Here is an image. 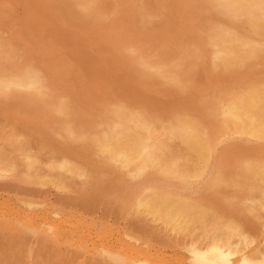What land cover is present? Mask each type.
Here are the masks:
<instances>
[{
  "label": "rangeland",
  "instance_id": "1",
  "mask_svg": "<svg viewBox=\"0 0 264 264\" xmlns=\"http://www.w3.org/2000/svg\"><path fill=\"white\" fill-rule=\"evenodd\" d=\"M50 1L0 0V263L264 264V131L242 132L252 121L264 127V0ZM117 147L128 155L118 158ZM228 234L241 253L210 245Z\"/></svg>",
  "mask_w": 264,
  "mask_h": 264
},
{
  "label": "bare ground",
  "instance_id": "2",
  "mask_svg": "<svg viewBox=\"0 0 264 264\" xmlns=\"http://www.w3.org/2000/svg\"><path fill=\"white\" fill-rule=\"evenodd\" d=\"M51 1H52V0H51ZM51 1H50V2H51ZM66 1H67V0H66ZM96 1H97V0H96ZM130 1H131V0H130ZM137 1H138V0H137ZM146 1H147V0H146ZM149 1H150V0H149ZM149 1H147V2H149ZM197 1H198V0H197ZM197 1H196V2H197ZM60 2H61V1H60ZM62 2H63V0H62ZM72 2H73V1H72ZM142 2H143V1H142ZM184 2H185V1H184ZM48 3H49V2H48ZM86 3H87V2H86ZM94 3H95V2H94ZM94 3H93V4H94ZM104 3H105V1H104ZM106 3H107V2H106ZM111 3H113V2H110V4H111ZM124 3H125V1H124ZM143 3H144V2H143ZM56 4L58 5V3H55V5H56ZM110 4H108V5L110 6ZM113 4H114V3H113ZM113 4H112V5H113ZM125 4H126V3H125ZM152 4H153V3H152ZM181 4H182V3H181ZM202 4H203V3H202ZM55 5H54V6H55ZM67 5H68V3H67ZM70 5H71V4H70ZM94 5H95V4H94ZM97 5H98V4H97ZM106 5H107V4H106ZM135 5H136V4H135ZM140 5H141V4H140ZM145 5H146V4H145ZM145 5H144V7H145ZM54 6H53V7H54ZM76 6H77V5H76ZM76 6H75V7H76ZM101 6H102V4H101ZM101 6H99V8H100ZM104 6H105V4H104ZM117 6H120V5H117ZM117 6H116V7H117ZM122 6H123V5H122ZM125 6H127V5H125ZM125 6H124V7H125ZM50 7H51V6H50ZM93 7H96V6H93ZM111 7H112V6H111ZM135 7H136V6H135ZM137 7H138V5H137ZM146 7H147V6H146ZM146 7H145V8H146ZM181 7H182V5H181ZM51 8H52V7H51ZM59 8H60V7H58L57 10H59ZM61 8H62V7H61ZM70 8H71V7H70ZM97 8H98V7H97ZM112 8H113V7H112ZM129 8H130V7H129ZM150 8H151V7H150ZM152 8H153V7H152ZM53 9H54V8H53ZM72 9H73V8H72ZM93 9H95V8H93ZM148 9H149V8H148ZM153 9H154V8H153ZM109 10H110V9H109ZM117 10H118V7H117ZM119 10H120V9H119ZM132 10H133V9H132ZM139 10H140V8H139ZM146 10H147V9H146ZM165 10H166V8H165ZM173 10H174V9H173ZM90 11H91V10H90ZM96 11H97V10H96ZM120 11H121V10H120ZM123 11H125V10H123ZM126 11H127V10H126ZM137 11H138V10H137ZM144 11H145V10H144ZM149 11H150V10H149ZM152 11H153V10H152ZM152 11H151V12H152ZM49 12H50V11H49ZM71 12H72V11H71ZM81 12H82V11H81ZM87 12H88V11H87ZM115 12H116V11H115ZM146 12H147V11H146ZM154 12H155V11H154ZM172 12H173V11H172ZM97 13H98V12H97ZM99 13H102V12H101V9H100V12H99ZM130 13H131V12H130ZM136 13H137V12H136ZM164 13H165V12H164ZM177 13H178V12H177ZM51 14H52V13H51ZM55 14H57V13H55ZM78 14H79V13H78ZM85 14H86V13H85ZM116 14H117V13H116ZM116 14H114V15H116ZM120 14H121V13H120ZM133 14H134V12L131 13V15H133ZM156 14H157V13H156ZM179 14H180V12H179ZM182 14H183V13H182ZM191 14H192V13H191ZM200 14H201V13H200ZM105 15H107V14H105ZM114 15H113V16H114ZM122 15H123V13H122ZM126 15H127V14H126ZM134 15H135V14H134ZM143 15H144V13H143ZM151 15H152V14H151ZM154 15H155V14H154ZM203 15H204V14H203ZM63 16H64V15H63ZM67 16H68V15H67ZM110 16H111V15H110ZM120 16H121V15H120ZM129 16H130V15H129ZM157 16H159V15H157ZM163 16H164V15H163ZM177 16H178V15H177ZM61 17H62V15H61ZM64 17H65V16H64ZM89 17H90V16H89ZM91 17H94V16L91 15ZM114 17H115V16H114ZM127 17H128V16H127ZM133 17H134V16H133ZM137 17H138V16H137ZM147 17H148V16H147ZM154 17H155V16H154ZM58 18H59V17H58ZM58 18H57V19H58ZM84 18H85V17H84ZM84 18H83V19H84ZM142 18H143V17H142ZM142 18H141V19H142ZM144 18H145V17H144ZM144 18H143V20H144ZM188 18H189V17H188ZM200 18H201V17H200ZM207 18H209V17H207ZM66 19H67V18H66ZM69 19H70V18H69ZM94 19H95V17H94ZM129 19H130V18H129ZM139 19H140V18H139ZM146 19H147V18H146ZM160 19H161V18H160ZM166 19H167V18H166ZM175 19H176V17H175ZM178 19H179V18H178ZM202 19H203V18H202ZM202 19H201V20H202ZM63 20H64V19H63ZM80 20H81V19H80ZM87 20L89 21V19H87ZM101 20L103 21V19H101ZM107 20H109V19H107ZM127 20H128V19H127ZM131 20H132V19H131ZM131 20H130V21H131ZM161 20H162V19H161ZM180 20H181V18H180ZM187 20H188V19H187ZM195 20H196V19H195ZM88 21H87V22H88ZM110 21H111V20H110ZM110 21H109V22H110ZM112 21H113V20H112ZM159 21H160V20H159ZM159 21H157V22H159ZM169 21H170V20H169ZM178 21H179V20H178ZM181 21H182V20H181ZM183 21L186 22V19L183 20ZM183 21H182V22H183ZM23 22H24V21H23ZM82 22H83V21H82ZM89 22H90V21H89ZM92 22H93V21L91 20V23H92ZM105 22H107V21H105ZM118 22H119V21H118ZM132 22H133V21H132ZM134 22H135V21H134ZM151 22L153 23V21H151ZM162 22H163V21H162ZM191 22H192V21H191ZM204 22H205V21H204ZM83 23H84V22H83ZM93 23H94V22H93ZM96 23H97V22H95V24H96ZM122 23H123V22H122ZM125 23H128V22H124L123 24L126 25ZM136 23H137V22H136ZM136 23H135V24H136ZM139 23H140V22H139ZM142 23H143V22H142ZM110 24H111V23H110ZM114 24H115V23H114ZM153 24H154V23H153ZM153 24H152V27H153ZM156 24H157V23H156ZM179 24H180V23H179ZM192 24H193V23H192ZM77 25H78V24H77ZM85 25H86V24H85ZM89 25H90V24H89ZM91 25H92V24H91ZM119 25H120V24H119ZM160 25H161V24H160ZM189 25H191V23H189ZM94 26H96V25H94ZM101 26H102V25H101ZM132 26L134 27V23H133ZM135 26H136V25H135ZM194 26H195V24H194ZM203 26H204V25H203ZM85 27H86V26H85ZM112 27H113V25H112ZM116 27H117V26H116ZM133 27H132V28H133ZM138 27H139V25H138ZM144 27H145V26H144ZM167 27H168V26H167ZM196 27H197V26H196ZM100 28H101V27H100ZM126 28H127V26H126ZM129 28H130V26H129ZM156 28H157V27H156ZM245 28H246V27H245ZM0 29H1V28H0ZM15 29H16V28H15ZM98 29H99V28H98ZM103 29H104V28H103ZM111 29H112V28H111ZM123 29H124V27H123ZM150 29H151V28H150ZM160 29H161V28H160ZM198 29H199V28H198ZM198 29H197V31H198ZM200 29H201V28H200ZM232 29H233V28H232ZM90 30H91V29H90ZM137 30H138V29H137ZM137 30L135 29V33H136ZM146 30H147V29H146ZM165 30H166V29H165ZM168 30H169V29H168ZM118 31H119V30H118ZM162 31H164V30H162ZM170 31H171V30H170ZM202 31H203V30H202ZM12 32H13V30H12ZM12 32H11V33H12ZM22 32H23V31H22ZM116 32H117V31H116ZM122 32H123V31H122ZM126 32H127V30H126ZM142 32H143V31H142ZM247 32H248V31H247ZM112 33H113V32H112ZM131 33H132V32H131ZM145 33H146V31H145ZM155 33H156V31H155ZM173 33H174V32H173ZM201 33H204V32H201ZM20 34H22V33L20 32ZM118 34H120V33H118ZM136 34H137V33H136ZM136 34H135V35H136ZM149 34H150V32H149ZM149 34H148V35H149ZM162 34H163V32H162ZM169 34H171V33H169ZM245 34H246V33H245ZM26 35H27V33H26ZM29 35H30V34H29ZM121 35H122V33H121ZM145 35H146V34H145ZM175 35H176V34H175ZM27 36H28V35H27ZM140 36H141V35H140ZM142 36H143V35H142ZM151 36H152V35H151ZM155 36H156V35H155ZM157 36H158V35H157ZM171 36H172V35H171ZM173 36H174V35H173ZM64 37H65V36H64ZM112 37H113V36H112ZM132 37H133V36H132ZM134 37H135V36H134ZM134 37H133V38H134ZM144 37H145V36H144ZM144 37H143V38H144ZM161 37H162V36H161ZM23 38H24V37H23ZM28 38H29V36H28ZM116 38H117V37H116ZM121 38H122V36H121ZM121 38H120V39H121ZM123 38H124V36H123ZM143 38H142V39H143ZM149 38H150V37H149ZM170 38H171V37H170ZM173 38H174V37H173ZM173 38H171V40H172ZM204 38H205V37H204ZM204 38H203V39H204ZM6 39H8V38H6ZM20 39H21V38H20ZM29 39H30V38H29ZM140 39H141V38H140ZM161 39H162V38H161ZM166 39H167V38H166ZM185 39H186V38H185ZM185 39H184V40H185ZM192 39H193V38H192ZM200 39H201V38H200ZM137 40H138V37H137ZM157 40H158V38H157ZM163 40H164V39H163ZM171 40H170V41H171ZM184 40H183V41H184ZM196 40H197V39H196ZM22 41H23V40H22ZM22 41H21V42H22ZM25 41H26V40H25ZM27 41H28V40H27ZM120 41H121V40H120ZM124 41H125V40H124ZM139 41H140V40H139ZM153 41H155V40H153ZM170 41H169V44H170V46H171ZM177 41H179V40H177ZM200 41H201V40H200ZM2 42H4V40H3ZM12 42H13V41H12ZM19 42H20V41H19ZM28 42H29V41H28ZM31 42H32V41H31ZM112 42H113V39H112ZM143 42H144V41H143ZM145 42H146V41H145ZM148 42H149V41H148ZM151 42H152V40H151ZM156 42H157V41H156ZM156 42H155V43H156ZM158 42H159V41H158ZM165 42H166V41H165ZM9 43H10V42H9ZM14 43H15V42H14ZM119 43H121V42H119ZM127 43H128V42H127ZM133 43H136V42L134 41ZM138 43H139V42H138ZM138 43H136V44H138ZM146 43H147V42H146ZM146 43H145V44H146ZM175 43L177 44V42H175ZM180 43H181V42H180ZM5 44H6V43H5ZM15 44H17V43H15ZM22 44H23V43H22ZM25 44H26V43H25ZM33 44H34V42H33ZM115 44H118V41H117ZM122 44H123V42H122ZM152 44H153V43H152ZM152 44H151V45H152ZM156 44H157V43H156ZM183 44H184V43H183ZM23 45H24V44H23ZM134 45H135V44H134ZM134 45H132V46L134 47ZM139 45H140V44H139ZM151 45H149V46H151ZM153 45H154V44H153ZM159 45H161V44H158V48L160 47ZM163 45H164V44H163ZM7 46H8V45H7ZM15 46H16V45H15ZM27 46H29V45H27ZM118 46L121 47L122 45H121V46L118 45ZM125 46H126V45H125ZM132 46H131V47H132ZM140 46H141V45H140ZM142 46L145 47L144 44H143ZM165 46H166V45H165ZM176 46H177V45H176ZM182 46H183V45H182ZM182 46H181V47H182ZM190 46H192V45H190ZM222 46H223V44H222ZM3 47H4V45H3ZM16 47H17V46H16ZM22 47H23V46H22ZM114 47H115V46H114ZM114 47H113V48H114ZM116 47H117V46H116ZM119 47H118L117 50H119ZM131 47H130V48H131ZM146 47H147V46H146ZM154 47H155V46H154ZM156 47H157V45H156ZM161 47H163V46H161ZM183 47H184V46H183ZM4 48H5V47H4ZM149 48H150V47H149ZM164 48H166V47H164ZM174 48L176 49V47H174ZM125 49L127 50V49H128V46H127ZM144 49H146V48H144ZM151 49H152V48H151ZM170 49H171V47H170ZM175 49L173 50L174 52H175ZM177 49H178V48H177ZM180 49H181V48H180ZM180 49H179V50H180ZM199 49H200V48H199ZM2 50H3V48H2ZM9 50H10V49H9ZM15 50H17V49H15ZM26 50H27V49H26ZM115 50H116V49H115ZM115 50H114V51H115ZM156 50H157V49L155 48V52H156ZM165 50H167V49H165ZM171 50H172V49H171ZM30 51H31V50H30ZM33 51H35V50H33ZM120 51H121V50H120ZM140 51H141V50H140ZM151 51H152V50H151ZM157 51H158V50H157ZM163 51H164V50H163ZM177 51H178V50H177ZM2 52H3V51H2ZM39 52H40V51H39ZM122 52H123V51H122ZM122 52H121V53H122ZM125 52H126V51H125ZM147 52L150 53V51H147ZM168 52H169V47H168ZM168 52H167V53H168ZM5 53H6V52H5ZM41 53H42V52H41ZM123 53H124V52H123ZM175 53H176V52H175ZM178 53H179V52H178ZM181 53H182V52H181ZM9 54H10V53H9ZM25 54H26V53H25ZM52 54H53V53H52ZM140 54H141V53H140ZM144 54L147 55L146 53H144ZM152 54H153V53H152ZM159 54H160V53H159ZM176 54H177V53H176ZM14 55H15V54H14ZM26 55H27V54H26ZM172 55H173V53H172ZM203 55H204V54H203ZM11 56H12V55H11ZM16 56H17V54H16ZM21 56H22V55H21ZM35 56H36V55H35ZM148 56H149V55H148ZM150 56H151V55H150ZM150 56H149V57H150ZM164 56H165V54H164ZM177 56H179V55L177 54ZM185 56H186V55H185ZM194 56H195V55H194ZM204 56H205V55H204ZM5 57H6V56H5ZM8 57H9V56H8ZM85 57H86V56H85ZM124 57H125V56H124ZM127 57H128V56H126L125 59L128 60ZM132 57H133V56H132ZM160 57H163V56L161 55ZM168 57H169V56H168ZM180 57H182V56H180ZM201 57H202V56H201ZM207 57H208V56H207ZM6 58H7V57H6ZM6 58H5V59H6ZM20 58H21V57H20ZM34 58H35V57H34ZM53 58H54V57H53ZM138 58H139V57H138ZM140 58H141V57H140ZM140 58H139V59H140ZM153 58H154V57H153ZM169 58H171V56H170ZM177 58H178V57H177ZM187 58H188V57H187ZM8 59H9V58H8ZM8 59H7V60H8ZM22 59L25 60V58H22ZM31 59H32V58H31ZM88 59H89V58H88ZM122 59H123V58H122ZM122 59H120V60H122ZM135 59H136V57L134 58V60H135ZM149 59H151V58H149ZM161 59H162V58H161ZM179 59H180V58H179ZM183 59H184V57H183ZM189 59H190V58H189ZM192 59H194V58L192 57ZM196 59H198V58H196ZM207 59H208V58H207ZM207 59H206V60H207ZM35 60H36V59H35ZM55 60H56V59H55ZM57 60H58V59H57ZM82 60H83V59H82ZM84 60H85V59H84ZM127 60H125V62L128 63ZM129 60H130V59H129ZM141 60H142V59H141ZM152 60H154V59H152ZM159 60H160V59H159ZM172 60H173V59H172ZM177 60H178V59H177ZM177 60H176V63H177ZM184 60H185V59H184ZM0 61H1V60H0ZM2 61H3V59H2ZM19 61H20V60H19ZM22 61H23V60H22ZM32 61H33V60H32ZM43 61H44V60H43ZM45 61H46V60H45ZM45 61H44V62H45ZM118 61H119V60H118ZM131 61H132V60H131ZM150 61H151V60H150ZM166 61H167V59H166ZM190 61H191V60H190ZM196 61H197V60H196ZM203 61H204V60H203ZM13 62H14V61H13ZM29 62L31 63V61H29ZM88 62H89V61H88ZM90 62H91V60H90ZM112 62H113V61H112ZM112 62H111V63H112ZM116 62H117V61H116ZM125 62H124V63H125ZM135 62H136V61H135ZM145 62H146V61H145ZM152 62H153V61H152ZM157 62H158V65H159V61H157ZM168 62H169V61H168ZM170 62H171V60H170ZM185 62H186V60H185ZM188 62H189V61H188ZM191 62H192V61H191ZM20 63H21V62H20ZM51 63H52V62H51ZM84 63H85V62H84ZM114 63H115V62H114ZM122 63H123V62H122ZM130 63H131V62H130ZM130 63H129V64H130ZM176 63H175L174 65H176ZM181 63H182V62H181ZM183 63H184V62H183ZM263 63H264V62H263ZM7 64H8V62H7ZM39 64H40V63H39ZM48 64H49V63H48ZM60 64H61V63H60ZM91 64H92V63H91ZM118 64H119V63H118ZM152 64H153V63H152ZM162 64H163V60H162ZM179 64H180V63H179ZM179 64H178V65H179ZM187 64H188V63H187ZM196 64H197V63H196ZM206 64H207V63H206ZM36 65H37V64H36ZM43 65H44V64H43ZM65 65H66V64H65ZM65 65H64V66H65ZM112 65H113V64H112ZM121 65H122V64H121ZM131 65H132V63H131ZM136 65H137V63H136ZM136 65H135V66H136ZM140 65H141V64H140ZM140 65H139V66H140ZM155 65H156V64H155ZM158 65H157V66H158ZM164 65H166V63H164ZM174 65H173V66H174ZM180 65H181V64H180ZM182 65H183V66H186V64H182ZM182 65H181V66H182ZM5 66H6V64H5ZM20 66H21V65H20ZM37 66H38V65H37ZM59 66H60V65H59ZM64 66H63V67H64ZM66 66H67V65H66ZM68 66H69V65H68ZM84 66H85V65H84ZM139 66H138V67H139ZM157 66H156V67H157ZM171 66H172V63H171ZM183 66H182L181 68H183ZM192 66L194 67V65H192ZM195 66H196V65H195ZM199 66H200V65H199ZM246 66H247V65H246ZM1 67H2V66H1ZM1 67H0V68H1ZM22 67H23V66H22ZM118 67H119V65H118ZM124 67H125V66H124ZM167 67H169V66H167ZM176 67H177V65H176ZM178 67H179V66H178ZM188 67L190 68L191 66H188ZM201 67H202V66H201ZM255 67H256V66H255ZM8 68H9V67H8ZM12 68H13V67H12ZM28 68H29V66H28ZM36 68H37V67H36ZM163 68H164V67H163ZM199 68H200V67H199ZM206 68H207V67H206ZM5 69H6V68H5ZM20 69H21V68H20ZM24 69H26V68H24ZM24 69H23V70H24ZM52 69H53V68H52ZM58 69H60V67H59ZM58 69H57V71H58ZM61 69H63V68L61 67ZM116 69H117V68H116ZM118 69H119V68H118ZM171 69H172V67H171ZM190 69H191V68H190ZM192 69H193V68H192ZM197 69H198V67H197ZM197 69H196V70H197ZM10 70H11V69H10ZM16 70H17V69H16ZM23 70H22V71H23ZM39 70H40V69H39ZM47 70H48V69H47ZM53 70H54V69H53ZM168 70H169V69H168ZM178 70H179V68H178ZM7 71H8V70H7ZM7 71L5 70V72H7ZM28 71L30 72V70H28ZM28 71L25 70V72H28ZM32 71H33V70H32ZM49 71H50V70H49ZM49 71H48V72H49ZM60 71H61V70H60ZM136 71H137V69H136ZM144 71H145V70H144ZM184 71H185V70H184ZM200 71H201V70H200ZM25 72H24V73H25ZM124 72H125V71H124ZM164 72H165V71H164ZM166 72H167V71H166ZM169 72H170V71H169ZM196 72H198V70H197ZM210 72H211V71H210ZM244 72H245V71H244ZM1 73H2V72H1ZM8 73H9V72H8ZM53 73L56 74V71L53 72ZM59 73H60V72H59ZM120 73H121V72H120ZM191 73H192V71H191ZM239 73H240V72H239ZM239 73H238V74H239ZM245 73H246V72H245ZM263 73H264V72H263ZM21 74H22V73H21ZM48 74H49V73H48ZM50 74H51V73H50ZM57 74H58V73H57ZM112 74H113V73H112ZM127 74H128V72H127ZM174 74H176V73H174ZM178 74H179V72L177 73V75H178ZM181 74H183V73L181 72ZM210 74H211V73H210ZM257 74H258V73H257ZM22 75H23V74H22ZM30 75H31V74H30ZM52 75H53V74H52ZM60 75H62V74L60 73ZM115 75H116V74H115ZM170 75H172V74H170ZM179 75H180V74H179ZM190 75H191V74H190ZM197 75H198V74H197ZM32 76H33V75H32ZM32 76H30V78H31ZM49 76H50V75H49ZM58 76H59V75H58ZM116 76H117V75H116ZM135 76H136V75H135ZM174 76H175V75H174ZM182 76H183V75H181V80H182ZM195 76H196V75H195V73H194V78H195ZM244 76H245V75H244ZM20 77H21V75H19V78H20ZM26 77H27V76H26ZM26 77H25V78H26ZM42 77H43V76H42ZM42 77H41V78H42ZM55 77H56V75H55ZM60 77H61V76H60ZM60 77H59V78H60ZM169 77H170V76H169ZM172 77H173V75H172ZM189 77L191 78V76H189ZM196 77H197V76H196ZM199 77H200V75H199ZM248 77H249V76H248ZM250 77H251V76H250ZM25 78H24V79H25ZM68 78H69V77H68ZM117 78H118V77H117ZM179 78H180V77H179ZM185 78H186V77H185ZM263 78H264V77H263ZM219 79H220V78H219ZM226 79H228V77H227ZM231 79H232V78H231ZM243 79H244V78H243ZM246 79H247V78H246ZM28 80H29V79H28ZM66 80H67V79H66ZM66 80H65V81H66ZM184 80H185V79H184ZM217 80H218V79H217ZM222 80H223V79H222ZM42 81H43V80H42ZM61 81H62V79H61ZM189 81H190V80H189ZM198 81H200V80H198ZM202 81H203V80H202ZM219 81H220V80H219ZM231 81H232V80H231ZM263 81H264V80H263ZM8 82H9V81H8ZM25 82H26V80H25ZM54 82H55V81H54ZM70 82H71V81H70ZM184 82H185V81H184ZM186 82H187V81H186ZM186 82H185V83H186ZM19 83H20V82H19ZM19 83H18V84H19ZM49 83H50V82H49ZM56 83H57V82H56ZM204 83H205V82H204ZM210 83H211V82H210ZM221 83H223V81H221ZM226 83H227V82H226ZM247 83H248V82H247ZM251 83H252V82H251ZM263 83H264V82H263ZM51 84H53V83H51ZM70 84H71V83H70ZM118 84H119V83H118ZM191 84H192V83H191ZM196 84H197V83H196ZM228 84H229V83H228ZM245 84H246V83H245ZM260 84H261V83H260ZM15 85H16V84H15ZM62 85L64 86V84H62ZM150 85H151V84H150ZM202 85H203V82H202ZM212 85H213V84H212ZM235 85H236V84H235ZM25 86H26V84H25ZM53 86H54V85H53ZM68 86H69V85H68ZM204 86H205V85H204ZM210 86H211V84H210ZM224 86H225V85H224ZM233 86H234V85H233ZM246 86H247V85H246ZM251 86H252V85H251ZM22 87H23V86H22ZM55 87H56V86H55ZM66 87H67V86H66ZM117 87H118V86H117ZM126 87H127V86H126ZM226 87H227V86H226ZM229 87H231V86H229ZM235 87H236V86H235ZM57 88H58V87H57ZM62 88H63V87H62ZM69 88H70V86H69ZM188 88H191L190 85L188 86ZM214 88H215V87H214ZM223 88H225V87H223ZM241 88H242V87H241ZM59 89H60V88H59ZM121 89H122V88H121ZM121 89H119V90H121ZM191 89H192V88H191ZM206 89H207V87L204 89V91H205ZM208 89H209V88H208ZM208 89H207V90H208ZM217 89H218V88H217ZM60 90H61V89H60ZM68 90H69V89H68ZM72 90H73V89H72ZM81 90H82V89H81ZM105 90H106V89H105ZM119 90H118V91H119ZM125 90H126V89H125ZM184 90H185V89H184ZM235 90H236V89H235ZM13 91H14V90H13ZM62 91H63V90H62ZM79 91H80V90H79ZM143 91H144V90H143ZM173 91H174V89H173ZM4 92H5V91H4ZM63 92H64V91H63ZM82 92H83V94H84V91H82ZM123 92H124V91H123ZM128 92H130V91H128ZM140 92H141V90H140ZM144 92L146 93L147 91H144ZM187 92H188V91H187ZM222 92H223V91H222ZM231 92H232V91H231ZM236 92H237V91H236ZM241 92H242V91H241ZM47 93H48V92H47ZM60 93H61V92H60ZM60 93H59V94H60ZM65 93H67V92H65ZM70 93H71V92H70ZM76 93H77V91H76ZM79 93H80V92H79ZM119 93H121V92H119ZM130 93H131V92H130ZM172 93H173V92H172ZM190 93H191V92H190ZM232 93H233V92H232ZM242 93H243V92H242ZM71 94H72V93H71ZM71 94H70V95H71ZM81 94H82V93H81ZM81 94H80V95H81ZM104 94H105V93H104ZM115 94H116V93H115ZM123 94H124V93H123ZM146 94H147V93H146ZM202 94H203V93H202ZM212 94H213V93H212ZM216 94H217V93H216ZM225 94H227V93H225ZM45 95H46V94H45ZM80 95L78 96V94H77V96L79 97V99H81V98H80ZM113 95H114V93H113ZM128 95H130V94H128ZM128 95H127V96H128ZM143 95H145V94H142V96H143ZM181 95H182V94H181ZM242 95H243V94H242ZM14 96H15V95H14ZM84 96H85V94H84ZM87 96H88V95H87ZM91 96H92V94H91ZM107 96H108V95H107ZM107 96H106V97H107ZM119 96H120V95H119ZM125 96H126V95L124 94V97H125ZM130 96H131V95H130ZM192 96H193V95H192ZM221 96H223V95H221ZM243 96H244V95H243ZM16 97H17V96H16ZM47 97H48V96H47ZM65 97H66V96H65ZM71 97H72V95H71ZM73 97H74V95H73ZM100 97H101V96H100ZM111 97H113V96H111ZM122 97H123V96H122ZM143 97H144V96H143ZM201 97H202V96H201ZM228 97H229V96H228ZM35 98H36V97H35ZM53 98H54V97H53ZM61 98H63V96H61ZM66 98H67V97H66ZM76 98H77V97H76ZM76 98H75V99H76ZM85 98H86V97H85ZM103 98H104V97H103ZM116 98H117V97H116ZM132 98H133V97H132ZM182 98H183V97H182ZM224 98H225V97H224ZM235 98H236V97H235ZM20 99H21V97H20ZM22 99H23V98H22ZM51 99H52V98H51ZM67 99H68V98H67ZM99 99H100V98H99ZM101 99H102V98H101ZM114 99H115V98H114ZM119 99H120V98H119ZM122 99H123V98H122ZM125 99H126V98H125ZM202 99H203V98H202ZM202 99H201V100H202ZM220 99H221V98H220ZM18 100H19V99H18ZM18 100H17V101H18ZM56 100H57V98L55 99V101H56ZM68 100H69V99H68ZM83 100H84V99H83ZM91 100H92V99H91ZM15 101H16V99H15ZM57 101H58V100H57ZM77 101H78V99H77ZM99 101H100V100H99ZM105 101H106V100H105ZM107 101H108V100H107ZM110 101H111V100H110ZM117 101H118V100H117ZM128 101H129V100H128ZM204 101H205V100H204ZM220 101H221V100H220ZM0 102H1V101H0ZM8 102H9V101H8ZM20 102H21V101H20ZM69 102H70V100H69ZM73 102H74V101H73ZM86 102H87V101H86ZM101 102H103V101H101ZM130 102H131V101H130ZM223 102H225V101H223ZM2 103H3V102H2ZM9 103H10V102H9ZM13 103H14V102H13ZM15 103H16V102H15ZM28 103H29V102H28ZM45 103H46V102H45ZM50 103H51V102H50ZM53 103H54V102H53ZM78 103H79V101H78ZM93 103H94V102H93ZM96 103H97V102H96ZM108 103H109V102H108ZM112 103H113V101H112ZM131 103H132V102H131ZM135 103H136V102H135ZM135 103H134V104H135ZM138 103H139V102H138ZM138 103H137V104H138ZM3 104H5V103H3ZM74 104H75V103H74ZM82 104H83V102H82ZM84 104H85V102H84ZM84 104H83V105H84ZM87 104H88V102H87ZM87 104H86V105H87ZM115 104H116V103H115ZM115 104H114V105H115ZM198 104H199V103H198ZM205 104H206V103H205ZM220 104H221V103H220ZM222 104H223V103H222ZM8 105H9V104H8ZM17 105H18V104H17ZM39 105H40V104H39ZM39 105H38V106H39ZM48 105H49V104H48ZM50 105H52V104H50ZM105 105H107V104L105 103ZM109 105H110V104H109ZM109 105L106 106V108L108 107V108H107L108 110H109V108H110ZM127 105H128V104H127ZM132 105H133V103H132ZM139 105H140V104H139ZM144 105H145V104H144ZM15 106H16V104H15ZM20 106H21V105H20ZM27 106H28V105H27ZM81 106H82V105H81ZM88 106H89V105H88ZM137 106H138V105H137ZM142 106H143V104H142ZM184 106H185V105H184ZM202 106H203V105H202ZM214 106L216 107V105H214ZM10 107H11V106H10ZM22 107H23V106H22ZM25 107H26V105H25ZM77 107H78V106H77ZM86 107H87V106H86ZM96 107H97V106H96ZM96 107H94V108H96ZM102 107H103V106H102ZM134 107H135V106H134ZM206 107H207V105H206ZM15 108H16V107H15ZM19 108H20V107H19ZM37 108L39 109V107H37ZM71 108H72V107H71ZM71 108H70V109H71ZM90 108H91V107H90ZM97 108H98V107H97ZM106 108H104V109H106ZM130 108H131V107H130ZM132 108H133V107H132ZM185 108H186V107H185ZM185 108H184V109H185ZM11 109H12V108H11ZM29 109H30V107H29ZM40 109H41V107H40ZM50 109H51V108H50ZM81 109H82V108H81ZM187 109H188V108H187ZM24 110H25V109H24ZM24 110H23V112H24ZM71 110H72V109H71ZM74 110H75V109H74ZM79 110H80V109H79ZM92 110H93V109H92ZM95 110H96V109H95ZM100 110H101V107H100ZM147 110H148V109H147ZM154 110H155V109H154ZM34 111H35V110H34ZM36 111H37V110H36ZM47 111H48V110H47ZM82 111H83V110H82ZM101 111H102V110H101ZM7 112H8V111H7ZM17 112H18V111H17ZM21 112H22V111H21ZM26 112H28V111H26ZM39 112H40V111H39ZM41 112H42V110H41ZM69 112H70V111H69ZM74 112H77V111L75 110ZM96 112H97V110H96ZM96 112H95V113H96ZM131 112H132V110H131ZM150 112H151V111H150ZM156 112H157V111H156ZM156 112H154V113H156ZM186 112H187V111H186ZM191 112H192V111H191ZM259 112H260V111H259ZM1 113H2V112H1ZM15 113H16V112H15ZM35 113H36V112H35ZM79 113H80V111H79ZM90 113H91V112H90ZM100 113H101V112H100ZM154 113H153V114H154ZM157 113H158V112H157ZM25 114H26V113H25ZM70 114L73 115V113H71V112H70ZM74 114H75V113H74ZM81 114H83V112H82ZM84 114H85V113H84ZM92 114H93V113H92ZM158 114H159V113H158ZM174 114H175V113H174ZM188 114H189V113H188ZM31 115H32V114H31ZM40 115H41V114H40ZM89 115H90V114H89ZM96 115H97V113H96ZM159 115H160V114H159ZM159 115H158V116H159ZM171 115H172V113H171ZM192 115H193V114H192ZM203 115H204V114H203ZM212 115H213V114H212ZM8 116H9V115H8ZM13 116H14V112H13ZM21 116H23V118H24V115H23V114H22ZM29 116H30V115H29ZM53 116H54V115H53ZM73 116H74V115H73ZM86 116H88V115H86ZM104 116H105V115H104ZM201 116H202V115H201ZM210 116H211V115H210ZM9 117H10V116H9ZM16 117H17V114H16ZM49 117H50V116H49ZM59 117H60V116H59ZM59 117H58V118H59ZM107 117H108V116H107ZM193 117H194V116H193ZM10 118H11V117H10ZM58 118H57V119H58ZM71 118H72V117H71ZM76 118H78V117H76ZM92 118H93V117H92ZM104 118H105V117H104ZM110 118H111V117H110ZM150 118H151V117H150ZM162 118H163V116H162ZM14 119H15V118H14ZM16 119H17V118H16ZM25 119H26V118H25ZM42 119H43V117H42ZM54 119H55V118H54ZM69 119H70V118H69ZM84 119H85V118H84ZM94 119H95V116H94ZM94 119H93V120H94ZM98 119H100V118H98ZM102 119H103V118H102ZM108 119H109V118H108ZM186 119H187V117H186ZM10 120H11V119H10ZM10 120H9V121H10ZM40 120H41V119H40ZM60 120H61V119H60ZM96 120H97V119H96ZM100 120H101V119H100ZM6 121H7V120H6ZM41 121H42V120H41ZM51 121H52V120H51ZM62 121H63V120H62ZM72 121H74V119H73ZM84 121H85V120H84ZM90 121H91V120H90ZM103 121H104V120H103ZM107 121H108V120H107ZM107 121H106V122H107ZM112 121H113V120L111 119V122H112ZM160 121H161V120H160ZM200 121H201V119H200ZM21 122H22V121H21ZM31 122H32V121H31ZM53 122H54V121H53ZM92 122H93V121H92ZM101 122H102V120H101ZM108 122H109V121H108ZM111 122H110V123H111ZM116 122H117V121H116ZM119 122H120V120H119ZM210 122H211V121H210ZM10 123H11V121H10ZM23 123H24V120H23ZM38 123H39V122H38ZM43 123H44V122H43ZM43 123H40V124H43ZM46 123H47V122H46ZM58 123H59V121H58ZM66 123H67V122H66ZM90 123H91V122H90ZM102 123H103V122H102ZM122 123H123V121H122ZM207 123H208V122H207ZM211 123H212V122H211ZM211 123H210V125L213 126V124H211ZM213 123H214V122H213ZM13 124H14V123H13ZM13 124H12V125H13ZM28 124H29V123H28ZM35 124H36V123H35ZM61 124H62V123L60 122V125H61ZM71 124H72V123H71ZM91 124H92V123H91ZM99 124H100V123H99ZM123 124H124V123H123ZM33 125H34V124H33ZM36 125H37V124H36ZM38 125H39V124H38ZM64 125H66V124H64ZM80 125H81V124H80ZM93 125H94V124H93ZM97 125H98V124H97ZM203 125H204V124H203ZM210 125H209V126H210ZM16 126H17V125H16ZM20 126H21V125H20ZM46 126H47V125H46ZM55 126H56V125H55ZM66 126H67V125H66ZM128 126H129V125H128ZM154 126H155V125H154ZM196 126H197V125H196ZM209 126H208V128H209ZM48 127H49V126H48ZM56 127H57V126H56ZM56 127H54V130H56V129H55ZM99 127H100V126H99ZM99 127H98V128H99ZM103 127H104V126H103ZM105 127H106V126H105ZM187 127H188V126H187ZM219 127H220V126H219ZM2 128H3V127H2ZM2 128H1V129H2ZM13 128H14V127H13ZM24 128H25V127H24ZM39 128H40V127H39ZM44 128H45V126H44ZM51 128H52V127H51ZM64 128H65V127H64ZM86 128H87V127H86ZM86 128H85L84 130H86ZM40 129H41V128H40ZM57 129H59V128H57ZM73 129L76 130L77 128H76V129L73 128ZM90 129H91V128H90ZM94 129H95V128H94ZM130 129H131V128H130ZM203 129H204V126H203ZM98 130H99V129H98ZM200 130H201V129H200ZM211 130H212V129H211ZM215 130H216V129H215ZM217 130H218V129H217ZM262 130L264 131V127H262L261 124L257 123L256 121H252V122H249V123H248V125L246 126V129H242V132H243V134H246V135L249 136V137H256V136H258V135H260V134L262 133V132H261ZM8 131H9V130H8ZM21 131H22V130H21ZM108 131H109V130H108ZM158 131H159V130H158ZM167 131H168V130H167ZM190 131H191V130H190ZM25 132H26V131H25ZM36 132H37V131H36ZM38 132H39V131H38ZM38 132H37V133H38ZM44 132H45V131H44ZM53 132H54V131H53ZM55 132H56V131H55ZM80 132H81V130H80ZM101 132H102V131H101ZM206 132H207V131H206ZM214 132H215V131H214ZM0 133H1V132H0ZM22 133H23V132H22ZM29 133H30V132H29ZM37 133H36V135H37ZM41 133H42V131H41ZM56 133H57V132H56ZM60 133H62V132H60ZM77 133H78V132H77ZM117 133H118V132H117ZM175 133H176V132H175ZM26 134H27V133H26ZM33 134H34V133H33ZM73 134H74V133H73ZM90 134H92V133L90 132ZM94 134H95V132H94ZM199 134H200V133H199ZM212 134H213V133H212ZM7 135H8V134H7ZM13 135H14V134H13ZM24 135H25V134H24ZM30 135H32V134H30ZM42 135H43V134H42ZM44 135H45V134H44ZM52 135H53V134H52ZM97 135H98V134H97ZM108 135H109V134H108ZM16 136H17V135H16ZM22 136H23V135H22ZM53 136H54V135H53ZM56 136H57V135H56ZM83 136H84V135H83ZM99 136H100V135H99ZM206 136H208V135H206ZM211 136H212V135H211ZM229 136H230V135H229ZM229 136H228V137H229ZM3 137H4V136H3ZM3 137H2V138H3ZM34 137H35V136H34ZM42 137H43V136H42ZM47 137H48V135H47ZM158 137H159V136H158ZM160 137H161V136H160ZM213 137H214V136H213ZM215 137H216V135H215ZM215 137H214V138H215ZM218 137H219V135H218ZM232 137H233V136H232ZM30 138L32 139V137H30ZM57 138H58V137H57ZM89 138H90V137H89ZM89 138H88V139H89ZM166 138H167V137H166ZM193 138H194V137H193ZM206 138H207V137H206ZM222 138H224V137H222ZM23 139H24V138H23ZM58 139H60V137H59ZM94 139H95V138H94ZM159 139H160V138H159ZM162 139H163V138H162ZM209 139H210V138H209ZM237 139H238V138H237ZM246 139H247V138H246ZM248 139H249V138H248ZM46 140H47V139H46ZM46 140H45V141H46ZM63 140H64V139H63ZM174 140H175V139H174ZM200 140H201V139H200ZM217 140H219V139H217ZM34 141H35V139H34ZM43 141H44V139H43ZM53 141H54V140H53ZM60 141H61V140H60ZM92 141H93V140H92ZM92 141L90 140V142H92ZM138 141H139V140H138ZM138 141H137V142H138ZM157 141H158V140H157ZM170 141H171V140H170ZM170 141H169V142H170ZM246 141H247V140H246ZM41 142H42V141H41ZM49 142H50V141H49ZM54 142H55V141H54ZM64 142H65V141H63V143H64ZM73 142H74V141H73ZM90 142H88V143H90ZM159 142H160V141H159ZM218 142H219V141H218ZM221 142H222V141H221ZM0 143H2V142L0 141ZM22 143H23V142H22ZM25 143H28V141H27V142L25 141ZM44 143H45V142H44ZM46 143H47V142H46ZM55 143H56V142H55ZM93 143H94V142H93ZM142 143H143V142H142ZM150 143H151V141H150ZM177 143H178V142H177ZM198 143H199V142H198ZM215 143H216V141H215ZM219 143H220V142H219ZM254 143H255V142H254ZM72 144H73V143H72ZM90 144H91V143H90ZM147 144H148V143H147ZM212 144H213V143H212ZM221 144H222V143H221ZM223 144H225V143H223ZM233 144H234V143H233ZM244 144H246V143H244ZM49 145H50V144H49ZM66 145H67V144H66ZM66 145H65V146H66ZM93 145H94V144H93ZM171 145H172V144H171ZM217 145H218V144H217ZM225 145L227 146V144H225ZM71 146H72V145H71ZM78 146H79V145H78ZM142 146H143V145H142ZM173 146H174V145H173ZM50 147H51V145H50ZM55 147H56V146H55ZM73 147H74V146H73ZM143 147H144V146H143ZM239 147H240V146H239ZM5 148H6V147H5ZM85 148H88V147H85ZM117 148H118V147H117ZM148 148H149V147H148ZM232 148H233V147H232ZM235 148H236V147H235ZM243 148H244V147H243ZM6 149H7V148H6ZM40 149H41V148H40ZM52 149H53V148H52ZM227 149H228V147H227ZM227 149H226V151H227ZM257 149H258V148H257ZM72 150H73V149H72ZM84 150H85V149H84ZM229 150H230V149H229ZM235 150H236V149H235ZM245 150H246V147H245ZM245 150H243V151H245ZM7 151H9V150H7ZM28 151H29V149H28ZM91 151H92V150H91ZM112 151H113L114 153H117L116 156H117L118 158H123V157H125V156L128 155V154L124 153V151L121 149V147L118 148V149H112ZM238 151H239V148H238ZM250 151H251V150H250ZM253 151H254V149H253ZM255 151H256V150H255ZM13 152H14V151H13ZM38 152H40V151H38ZM64 152H66V151H64ZM175 152H176V151H175ZM223 152H224V151H223ZM14 153H15V152H14ZM16 153H17V152H16ZM21 153H22V152H21ZM30 153L32 154V152H30ZM33 153H34V151H33ZM36 153H37V151H36ZM36 153H35V154H36ZM62 153H63V152H62ZM144 153H145L147 156H149V155L151 154L150 152H146V151H144ZM144 153H143V154H144ZM172 153H173V152H172ZM172 153H171V154H172ZM233 153H234V152H233ZM3 154H4V153H3ZM22 154H23V153H22ZM38 154H39V153H38ZM38 154H37V155H38ZM63 154H65V153H63ZM63 154H62V155H63ZM228 154H229V153H228ZM249 154H250V153H249ZM7 155H8V154H7ZM28 155H29V154H28ZM60 155H61V154H60ZM81 155H82V154H81ZM96 155H97V154H96ZM214 155H216V154H214ZM223 155H224V154H223ZM225 155H226V154H225ZM225 155H224V157H226ZM240 155H241V154H240ZM8 156H9V155H8ZM15 156H16V154H15ZM40 156L42 157V156H44V155H41V153H40L39 157H40ZM186 156H187V155H186ZM227 156H229V155H227ZM230 156H231V155H230ZM250 156H251V154H250ZM13 157H14V156H13ZM66 157H67V156H66ZM104 157H105V156H104ZM137 157H138V156H137ZM155 157H156V156H155ZM216 157H217V156H216ZM246 157H247V156H246ZM6 158H7V157H6ZM29 158H31V157H29ZM57 158H58V157H57ZM62 158H63V156H62ZM238 158H239V157H238ZM11 159H12V158H11ZM44 159H45V158H44ZM51 159H52V158H51ZM97 159H98V158H97ZM146 159H147V158H146ZM167 159H168V158H167ZM171 159H172V158H171ZM236 159H237V158H236ZM242 159H243V157L241 158V160H242ZM4 160H5V159H4ZM14 160H15V158H14ZM18 160H21V159H18ZM33 160H34V159H33ZM36 160H38V159L35 158V161H36ZM40 160H41V159H40ZM47 160H48V159H47ZM47 160H46V161H47ZM70 160H71V159H70ZM98 160H99V159H98ZM181 160H183V159H181ZM184 160H185V159H184ZM191 160H192V159H191ZM226 160H227V158H226ZM230 160H231V159H230ZM244 160H245V158H244ZM35 161H34V162H35ZM60 161H61V160H60ZM91 161H92V160H91ZM99 161H100V160H99ZM163 161H164V160H163ZM163 161H162V163H163ZM202 161H203V160H202ZM211 161L213 162L214 160L212 159ZM215 161H216V160H215ZM215 161H214V162H215ZM235 161H236V160H235ZM2 162H3V161H2ZM6 162L9 163L8 161H6ZM40 162H41V161H40ZM43 162H44V161H43ZM47 162H48V161H47ZM75 162H77V161H75ZM97 162H98V161H97ZM113 162H115V161H113ZM134 162H135V161H134ZM172 162H173V161H172ZM237 162H238V160H237ZM3 163H4V162H3ZM3 163H2V164H3ZM7 163H6V165H7ZM50 163H51V162H50ZM72 163H73V162H72ZM89 163H90V162H89ZM158 163H159V162H158ZM174 163H175V161H174ZM176 163H177V161H176ZM232 163H233V162H232ZM232 163H231V165H232ZM16 164H17V163H16ZM178 164H179V163H178ZM236 164H237V163H236ZM12 165H13V164H12ZM12 165H11V167H12ZM78 165H79V164H78ZM83 165H84V164H83ZM86 165H87V164H86ZM98 165H99V164H98ZM179 165H180V164H179ZM196 165H197V164H196ZM205 165H206V164H205ZM40 166H41V165H40ZM159 166H160V165H159ZM180 166H181V165H180ZM198 166H199V165H198ZM228 166H229V165H228ZM228 166H226V167H228ZM2 167H3V166H2ZM24 167H25V166H24ZM80 167H81V166H80ZM82 167H84V166H82ZM93 167H94V166H93ZM152 167H153V165H152ZM177 167H178V166H177ZM220 167H221V166H220ZM223 167H224V166H223ZM39 168H40V167H39ZM96 168H97V167H96ZM126 168H127V167H126ZM140 168H141V167H140ZM234 168H235V167H234ZM22 169H23V168H22ZM41 169H42V168H41ZM97 169H98V168H97ZM138 169H139V168H138ZM157 169H158V168H157ZM172 169H174V168H172ZM179 169H180V168H179ZM185 169H186V168H185ZM211 169H213V168L211 167ZM13 170H14V167H13ZM30 170H31V169H30ZM63 170H64V169H63ZM87 170H89V169L87 168ZM95 170H96V169H95ZM150 170H151V169H150ZM209 170H210V168H209ZM218 170H220V169H218ZM224 170H225V168H224ZM228 170H229V169H228ZM235 170H236V169H235ZM5 171H6V170H5ZM25 171H26V170H25ZM33 171H34V170H33ZM41 171H42V170H41ZM154 171H155V170H154ZM154 171H153V172H154ZM206 171H207V170H206ZM236 171H237V170H236ZM236 171H235V172H236ZM0 172H1V171H0ZM140 172H141V170H140ZM157 172H158V171H157ZM157 172H156V173H157ZM202 172H203V171H202ZM211 172H212V170H211ZM211 172L209 171L210 174H211ZM237 172H239V171H237ZM22 173H24V172L22 171ZM37 173H38V171H37ZM47 173H48V172H47ZM59 173H60V172H59ZM167 173H168V172H167ZM191 173H192V172H191ZM224 173H225V172H224ZM11 174H14V173L12 172ZM11 174H10V175H11ZM32 174H33V173H32ZM39 174H40V173H39ZM43 174H44V173H43ZM51 174H52V173H51ZM95 174H96V171H95ZM98 174H99V173H98ZM171 174H172V173H171ZM183 174H184V173H183ZM204 174H205V173H204ZM8 175H9V174H8ZM8 175H7V176H8ZM17 175H18V174H17ZM21 175H23V174H21ZM21 175H20V176H21ZM29 175H30V174H29ZM136 175L139 176L137 173H136ZM191 175H192V174H191ZM238 175H240V174H238ZM51 176L56 177V176H55V173H54L53 175H51ZM57 176H58V174H57ZM61 176H62V175H61ZM88 176H89V175H88ZM95 176H96L95 179H97V175H95ZM134 176H135V175H134ZM151 176H152V175H151ZM154 176H155V175H154ZM154 176H153V177H154ZM181 176H182V175H181ZM202 176H203V175H202ZM205 176H206V175H205ZM0 177H1V176H0ZM5 177H6V175H5ZM17 177H18V176H17ZM59 177H60V176H59ZM63 177H65V176H63ZM135 177H136V176H135ZM189 177H190V176H189ZM223 177H224V176H223ZM233 177H234V176H233ZM243 177H244V176H243ZM9 178H10V177H9ZM19 178H23V177H22V176H21V177H18V180H19ZM24 178H25V177H24ZM56 178H57V177H56ZM137 178H138V177H137ZM183 178H184V177H183ZM201 178H202V177H201ZM201 178H200V179H201ZM206 178H207V177H206ZM206 178H205V180H206ZM221 178H222V177H221ZM228 178H229V177H228ZM228 178H227V179H228ZM62 179H64V178H62ZM133 179H134V178H133ZM140 179H141V177H140ZM147 179H148V178H147ZM208 179H209V178H208ZM224 179H225V177H224ZM237 179H238V178H237ZM0 180H1V179H0ZM5 180H6V178H5ZM9 180H10V179H9ZM16 180H17V179H16ZM21 180H23V179H21ZM56 180H57V179H56ZM99 180H100V179H99ZM137 180H138V179H137ZM148 180H149V179H148ZM243 180H244V179H243ZM95 181H96V180H95ZM171 181H172V180H171ZM171 181H170V183L172 184ZM173 181H174V180H173ZM181 181H182V180H181ZM183 181H184V180H183ZM192 181H193V180H192ZM201 181H202V180H201ZM201 181H200V183H201ZM208 181H210V180H208ZM221 181H222V180H221ZM239 181H240V180H239ZM245 181H246V180H245ZM75 182H76V181H75ZM111 182H112V181H110V183H111ZM141 182H142V181H141ZM143 182H144V181H143ZM146 182H147V181H146ZM168 182H169V181H168ZM26 183H27V182H26ZM58 183H59V182H58ZM62 183H63V182H62ZM73 183H74V180H73ZM94 183H95V182H94ZM163 183H164V182H163ZM170 183H169V184H170ZM206 183H207V181H206ZM18 184H19V183H18ZM70 184H71V183H70ZM83 184H84V182H83ZM111 184H112V183H111ZM133 184H134V183H133ZM136 184H137V183H136ZM136 184H135V185H136ZM141 184H142V183H141ZM33 185H34V184H33ZM57 185H58V184H57ZM117 185H118V184H117ZM129 185H130V184H129ZM188 185H189V184H188ZM208 185H209V184H208ZM25 186H27V185H25ZM58 186H59V185H58ZM74 186H75V185H74ZM78 186H79V185H78ZM81 186H82V185H81ZM113 186H114V185H113ZM127 186H128V185H127ZM137 186H138V185H137ZM204 186H205V185H204ZM76 187H77V186H76ZM93 187H94V186H93ZM120 187H121V186H120ZM131 187H132V185H131ZM135 187H136V186H135ZM142 187H143V186H142ZM142 187H141V188H142ZM147 187H148V186H147ZM175 187H176V186H175ZM49 188H50V187H49ZM58 188H59V187H58ZM66 188H67V187H66ZM71 188H72V187H71ZM78 188H79V187H78ZM82 188H83V187H82ZM82 188L80 187V189H82ZM86 188H87V187H86ZM125 188H126V187H125ZM138 188H139V186H138ZM138 188H137V189H138ZM192 188H193V187H192ZM206 188H207V187H206ZM220 188H223V187H220ZM55 189H56V188H55ZM150 189H151V188H150ZM204 189H205V188H204ZM217 189H218V188H217ZM83 190H84V189H83ZM89 190H90V189H89ZM124 190H125V189H124ZM172 190H174V189H172ZM185 190H186V189H185ZM187 190H188V189H187ZM62 191H63V190H62ZM135 191H136V190H135ZM142 191H143V190H142ZM145 191H146V190H145ZM147 191H148V190H147ZM154 191H155V190H154ZM169 191H170V190H169ZM191 191L194 192V190H191ZM102 192H103V191H102ZM111 192H112V191H111ZM132 192H133V191H132ZM167 192H168V191H167ZM188 192H189V191H188ZM217 192H218V191H217ZM219 192H221V191H219ZM119 193H120V192H119ZM125 193L127 194V192H124V194H125ZM128 193H131V192H128ZM153 193H154V192H153ZM155 193H156V192H155ZM194 193H195V192H194ZM199 193H200V192H199ZM222 193H223V190H222ZM224 193H225V192H224ZM228 193H229V191H228ZM232 193H233V192H232ZM126 194H125V195H126ZM133 194H134V193H133ZM148 194H149V192H148ZM151 194H152V192H151ZM162 194H163V193H162ZM179 194H180V193H179ZM179 194H178V195H179ZM184 194H185V192H184ZM229 194H230V193H229ZM120 195H121V193H120ZM131 195H132V194H131ZM153 195H154V194H153ZM222 195H223V194H222ZM132 196H133V195H132ZM132 196H131V198H132ZM140 196H141V194H140ZM158 196H159V195H158ZM224 196H225V195H224ZM232 196H233V195H232ZM250 196H251V195H250ZM192 197H193V196H192ZM200 197H201V196H200ZM244 197H245V196H244ZM244 197H243V198H244ZM255 197H256V195H255ZM119 198H120V197H119ZM161 198H162V196H161ZM190 198H191V197H190ZM195 198H196V197H195ZM224 198H225V197H224ZM248 198H250V197H248ZM256 198H257V197H256ZM128 199H129V198H128ZM137 199H138V198H137ZM149 200H150V199H149ZM162 200H163V199H162ZM176 200H177V199H176ZM194 200H195V199H194ZM198 200H199V199H198ZM204 200H205V199H204ZM209 200H210V199H209ZM215 200H216V199H215ZM227 200H228V199H227ZM247 200H248V199H247ZM135 201L137 202V200H135ZM199 201H200V200H199ZM138 202H139V201H138ZM201 202H202V201H201ZM204 202H205V201H204ZM226 202H227V201H226ZM237 202H238V201H237ZM239 202H240V200H239ZM133 203H135V202H133ZM171 203H172V201H171ZM210 203H211V202H210ZM202 204H203V203H202ZM262 205H263V204H262ZM123 206H124V204H123ZM124 207H125V206H124ZM204 207H205V205H204ZM217 208H218V207H217ZM122 209H123V208H122ZM204 209H205V208H204ZM240 209H241V208H240ZM123 210H124V209H123ZM123 210H122V211H123ZM130 210H131V209H130ZM152 210H153V209H152ZM160 210H161V209H160ZM160 210H159V211H160ZM201 210H202V209H201ZM216 210H218V209H216ZM222 210H223V209H222ZM230 210H231V209H230ZM241 210H242V209H241ZM241 210H240V211H241ZM120 211H121V210H120ZM122 211H121V213H122ZM132 211H133V210H132ZM194 212H195V211H194ZM203 212H204V211H203ZM219 212H220V210H219ZM234 212H235V211H234ZM124 213H125V211H124ZM129 213H131V212H129ZM129 213H128V215H129ZM132 213H133V212H132ZM134 213H135V212H134ZM220 214H221V213H220ZM126 215H127V214H126ZM131 215H132V214H131ZM168 215H169V214H168ZM229 215H230V213H229ZM240 215H241V214H240ZM124 217H125V216H124ZM220 217H221V216H220ZM227 217H228V216H227ZM243 217H244V215H243ZM244 218H245V217H244ZM261 218H262V217H261ZM128 219H129V218H128ZM150 219H152V218H150ZM178 219H179V218H178ZM240 219H241V218H240ZM156 220H157V219H156ZM226 220H227V218H226ZM247 220H248V218H247ZM249 220H250V219H249ZM148 221H149V220H148ZM173 221H174V220H173ZM208 221H210V218H208ZM174 222H175V221H174ZM226 222H227V221H226ZM238 222H239V220H238ZM247 222H248V221H247ZM249 222H250V221H249ZM205 223H207V222H205ZM208 223H209V222H208ZM244 223H245V222H243V224H244ZM252 223H253V222H252ZM161 224H162V223H161ZM250 224H251V222H250ZM206 225H207V224H206ZM210 225H211V224H210ZM246 225H247V224H246ZM252 225H253V224H252ZM200 226H201V225H200ZM200 226H197V227H200ZM213 226H214V225H213ZM257 226H258V225H257ZM160 227H161V226H160ZM190 227L193 228L192 226H190ZM190 227H189V228H190ZM195 227H196V225H195ZM210 227H211V226H210ZM215 227H216V226H215ZM244 227H245V226H244ZM244 227H243V228H244ZM258 227H259V226H258ZM260 227H261V226H260ZM180 228H183V227H180ZM191 228H190V229H191ZM212 228H213V227H212ZM246 228H247V227H246ZM193 229H194V228H193ZM196 229H198V228H196ZM162 230H163V229H162ZM166 230H167V229H166ZM166 230H165V231H166ZM169 230H170V229H169ZM187 230H188V228H187ZM210 230H211V228H210ZM216 230H217V229H216ZM244 230H245V229H244ZM251 230H252V227H251ZM260 231H261V230H260ZM188 232H189V231H188ZM192 232H193V231H192ZM216 232H217V231H216ZM247 232H248V231H247ZM249 232H251V231L249 230ZM167 233H168V232H167ZM194 233H195V232H194ZM208 233H210V232H208ZM214 234H215V233H214ZM250 234H251V233H250ZM255 234H256V233H255ZM258 234H259V233H258ZM166 235H167V234H166ZM169 235H170V234H169ZM174 235H175V234H174ZM180 235H181V234H180ZM189 235H190V233H189ZM200 235H202V234H200ZM192 236H193V235H191V237H192ZM198 236H199V235H198ZM198 236H197V237H198ZM206 236H207V235H206ZM216 236H217V235H216ZM223 236H224V235H223ZM246 236H247V235H246ZM250 236H251V235H250ZM191 237H190V238H191ZM256 237H257V236H256ZM161 238H162V237H161ZM179 238H180V237H179ZM185 239H187V236H186ZM185 239H184V240H185ZM208 239H209V238H208ZM211 239H213V238H211ZM257 239H258V238H257ZM160 240H161V239H160ZM172 240H174V239H172ZM192 240H193V239H192ZM232 240H233V236H232V234H228L226 237L217 236L216 238H214V239L211 241L210 245H211L212 247L216 248V249H220V248H221V249H224V250H225V249H228V251H230L231 253H238V252L241 253V249H239V248H238V249L235 248V247H236L235 244H234L235 242L232 241ZM238 240H239V239H238ZM238 240H237V241H238ZM259 240H260V239H259ZM164 241H167V240H164ZM189 241H190V240H189ZM195 241H196V240H195ZM237 241H236V242H237ZM240 241H241V240H240ZM171 242H172V241H171ZM187 242H188V241H187ZM241 242H242V241H241ZM176 243H177V242H176ZM180 243H181V242H180ZM195 243H196V242H195ZM204 243H205V242H204ZM247 243H248V242H247ZM140 244H141V243H140ZM142 244H143V243H142ZM182 244H183V243H182ZM188 244H189V243H188ZM198 244H199V243H198ZM198 244H197V246H198ZM205 244H206V243H205ZM207 244H208V243H207ZM239 244H240V242L238 243V245H239ZM191 245H192V243H191ZM199 245H200V244H199ZM182 246H183V245H182ZM184 246H185V243H184ZM203 246H204V245H203ZM256 246H257V245H256ZM258 246H259V245H258ZM190 247H191V246H190ZM241 247H242V246H241ZM193 248H194V247H193ZM255 248H256V247H255ZM187 249H188V248H187ZM252 249H253V248H252ZM243 250H244V249H243ZM253 250H254V249H253ZM262 250H263V249H262ZM155 251H156V250H155ZM249 251H250V250H249ZM142 252H143V251H142ZM175 252H176V251H175ZM175 252H174V253H175ZM198 252H199V251H198ZM198 252H197V255H198ZM140 253H141V252H140ZM140 253H139V254H140ZM158 253H159V252H158ZM179 253H180V252H179ZM179 253H177V254L179 255ZM185 253H186V252H185ZM142 254H143V253H142ZM175 254H176V253H175ZM204 255H205V254H204ZM204 255H202V257H203ZM145 256H146V255H145ZM159 256H160V255H159ZM159 256H158V257H159ZM166 256H167V255H166ZM175 256H176V255H175ZM181 256H182V255H181ZM185 256H186V255H185ZM199 256H200V254H199ZM177 257H179V256H177ZM177 257H176V258H177ZM200 257H201V256H200ZM146 258H147V257H146ZM154 258H156V257H154ZM168 259H169V257H168ZM155 260H157V258H156ZM170 260H171V259H170ZM174 260H176L175 262H177V260H179V259H175V258H174L173 261H174ZM181 260H183V259L180 258V263H181ZM260 260H261V259H260ZM184 261H185V259H184ZM184 261H183V262H184ZM229 261H230V260H229ZM234 261H235V260H234ZM236 261H237V259H236ZM253 261H254V260H253ZM257 261H258V260H257ZM13 262H14V261H13ZM171 262H172V260H171ZM175 262H174V264H175ZM238 262H239V261H238ZM17 263H18V262H17ZM172 263H173V262H172ZM172 263H170V264H172ZM0 264H1V263H0ZM8 264H10V261H9ZM15 264H16V263H15ZM19 264H20V261H19ZM159 264H160V263H159ZM176 264H177V263H176ZM181 264H182V263H181ZM183 264H184V263H183ZM232 264H233V263H232ZM236 264H237V263H236Z\"/></svg>",
  "mask_w": 264,
  "mask_h": 264
}]
</instances>
